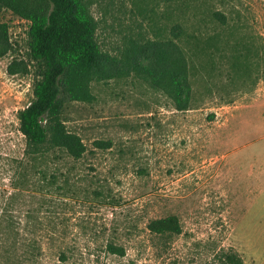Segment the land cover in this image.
Segmentation results:
<instances>
[{
  "label": "rangeland",
  "instance_id": "1",
  "mask_svg": "<svg viewBox=\"0 0 264 264\" xmlns=\"http://www.w3.org/2000/svg\"><path fill=\"white\" fill-rule=\"evenodd\" d=\"M96 1L97 41L111 55L183 22L190 109L178 111L133 73L94 82V102L65 104L66 127L87 148L60 167L71 170L68 184L11 190L33 69L28 23L1 12L11 52L0 57V216L19 229L0 232V264H218L229 248L244 264H264V0H187L183 12L163 0ZM212 11L227 22H213ZM96 140L112 146L94 150ZM168 216L180 234L149 232L150 220Z\"/></svg>",
  "mask_w": 264,
  "mask_h": 264
},
{
  "label": "trees",
  "instance_id": "2",
  "mask_svg": "<svg viewBox=\"0 0 264 264\" xmlns=\"http://www.w3.org/2000/svg\"><path fill=\"white\" fill-rule=\"evenodd\" d=\"M96 0H0V13L10 12L28 23L27 57L33 69L31 102L17 113L19 131L25 139L23 157L16 164L21 170L11 184L30 182L46 189H63L69 182L68 161H79L87 153L81 137L67 129L64 108L67 102L92 103L93 83L133 75L152 89L163 93L184 112L191 105V67L185 47L192 38L184 34L183 22L171 21L168 36L156 29L152 39H128L117 48V55L103 51L97 41V20L92 8ZM183 12L187 0H163ZM213 22L224 25L221 11H212ZM171 16V15H170ZM9 27L0 20V57L11 52ZM94 150L107 151L111 141L96 140ZM61 182V185L59 183ZM63 184V185H62ZM98 194V193H96ZM13 197L10 193L8 198ZM5 224L4 228L3 225ZM19 227L4 214L0 216V232L18 231ZM150 233L174 236L181 232L175 216L150 220ZM9 234V233H8ZM108 251L120 257L124 250L113 243ZM218 264H244L231 248L221 249L214 256Z\"/></svg>",
  "mask_w": 264,
  "mask_h": 264
},
{
  "label": "crops",
  "instance_id": "3",
  "mask_svg": "<svg viewBox=\"0 0 264 264\" xmlns=\"http://www.w3.org/2000/svg\"><path fill=\"white\" fill-rule=\"evenodd\" d=\"M262 195H264V188H262Z\"/></svg>",
  "mask_w": 264,
  "mask_h": 264
}]
</instances>
